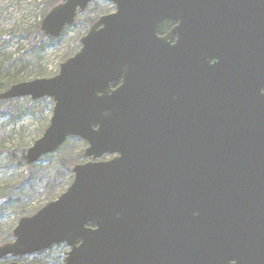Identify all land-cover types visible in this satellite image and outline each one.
<instances>
[{"label":"water","instance_id":"obj_1","mask_svg":"<svg viewBox=\"0 0 264 264\" xmlns=\"http://www.w3.org/2000/svg\"><path fill=\"white\" fill-rule=\"evenodd\" d=\"M94 1L63 0L41 31L59 38ZM105 1L116 12L92 25L56 76L0 93L54 101L28 165L71 137L88 145L71 186L20 219L0 261L66 244L64 264H264V0H249L234 30L225 9L201 8L199 55L174 118L151 107L171 80L157 29L181 0ZM160 193L182 207L154 225L150 196Z\"/></svg>","mask_w":264,"mask_h":264},{"label":"rangeland","instance_id":"obj_2","mask_svg":"<svg viewBox=\"0 0 264 264\" xmlns=\"http://www.w3.org/2000/svg\"><path fill=\"white\" fill-rule=\"evenodd\" d=\"M52 1L56 0H0V63L9 67L0 78L7 86L0 93L18 83L56 76L61 64L81 50V39L92 25L116 11L112 2H92L53 39L37 32L54 7ZM53 110L51 98L0 102V246L14 240L13 230L22 217L35 214L67 191L74 181V166L88 162L84 157L88 145L77 137L35 164L23 161L50 125ZM68 251L66 244H60L24 258H6V262L64 264Z\"/></svg>","mask_w":264,"mask_h":264},{"label":"flooded vegetation","instance_id":"obj_3","mask_svg":"<svg viewBox=\"0 0 264 264\" xmlns=\"http://www.w3.org/2000/svg\"><path fill=\"white\" fill-rule=\"evenodd\" d=\"M176 3V2H175ZM249 3V0H181L176 4H172L170 8H178L169 17L159 23L157 29L158 38L165 42L164 50H167V60L170 64V81L168 82L169 96L165 100H158L152 105V116L176 117L178 116L180 102L183 99L182 89L188 84L190 78L191 65L196 63L197 55H199L200 41V16L201 8L215 9L220 15L221 10L225 9L227 13L226 24L231 30L243 17V8ZM170 5V4H168ZM167 5V6H168ZM242 22V21H241ZM120 86V82L113 85V88ZM113 156H107V158ZM109 158V159H110ZM152 201L149 212L151 213V223L159 225L162 222L161 217L169 212L175 213L181 209L182 204L179 196H169L167 194H151ZM172 198L176 199V204H169L168 201ZM158 217L155 219V217ZM160 230L159 238L163 240ZM162 251V250H161ZM161 251L154 254V260H161Z\"/></svg>","mask_w":264,"mask_h":264},{"label":"trees","instance_id":"obj_4","mask_svg":"<svg viewBox=\"0 0 264 264\" xmlns=\"http://www.w3.org/2000/svg\"><path fill=\"white\" fill-rule=\"evenodd\" d=\"M60 1H62V0L52 1V2H50V3H51V5H52V7H53V6H56L57 4H59ZM37 29H38V30H37L38 33L44 35V33L41 31V29H39V27H38ZM23 48H24V47H21V50H22ZM4 63H5V62H1V63H0V78H1V76L3 75V73H4L5 71H8V68H9V67L6 68V67L4 66ZM5 87H7L6 84H4V83H0V92L3 91V89H4ZM8 101H9V100H8ZM1 102H4V101H1ZM23 161H25V158H24V157H23ZM0 207H1V205H0ZM7 260H8V259H5V260H3V261H1V262H6ZM1 262H0V263H1Z\"/></svg>","mask_w":264,"mask_h":264}]
</instances>
